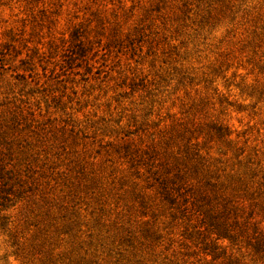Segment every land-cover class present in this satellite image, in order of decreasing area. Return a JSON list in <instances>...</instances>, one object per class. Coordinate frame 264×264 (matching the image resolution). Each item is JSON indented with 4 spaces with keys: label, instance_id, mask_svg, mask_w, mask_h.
I'll list each match as a JSON object with an SVG mask.
<instances>
[{
    "label": "rangeland",
    "instance_id": "obj_1",
    "mask_svg": "<svg viewBox=\"0 0 264 264\" xmlns=\"http://www.w3.org/2000/svg\"><path fill=\"white\" fill-rule=\"evenodd\" d=\"M0 264H264V0H0Z\"/></svg>",
    "mask_w": 264,
    "mask_h": 264
}]
</instances>
